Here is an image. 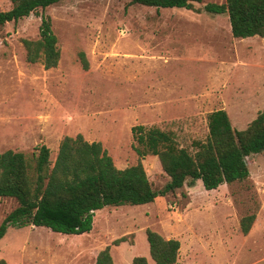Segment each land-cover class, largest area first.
<instances>
[{
	"label": "rangeland",
	"instance_id": "obj_1",
	"mask_svg": "<svg viewBox=\"0 0 264 264\" xmlns=\"http://www.w3.org/2000/svg\"><path fill=\"white\" fill-rule=\"evenodd\" d=\"M224 1L195 2V12L129 0H60L0 26V151L29 154L44 144L53 163L60 139L80 133L100 142L118 168L140 162L152 187L161 189L168 176L156 155H137L132 126L172 131L192 152L194 140H205L209 112L224 109L231 126L244 129L264 108V37H233L226 13L203 9ZM10 6L0 0V11ZM42 13L60 50L48 69L27 62L21 42L38 37ZM248 169L245 180L216 189L196 180L148 203L106 206L94 212L88 233L8 227L0 258L93 264L110 245L116 264H132L138 255L155 264L145 236L150 228L179 240L175 264H264V151L249 156ZM16 205L13 197H0V222ZM254 211L243 234L239 221Z\"/></svg>",
	"mask_w": 264,
	"mask_h": 264
},
{
	"label": "trees",
	"instance_id": "obj_2",
	"mask_svg": "<svg viewBox=\"0 0 264 264\" xmlns=\"http://www.w3.org/2000/svg\"><path fill=\"white\" fill-rule=\"evenodd\" d=\"M60 0H10L11 6L0 11V26L7 22L36 14ZM202 0H129L130 3L155 8H184L198 12L195 2ZM203 9L210 13L228 15L233 37H264V0H225L207 3ZM25 59L40 62L45 69L55 67L60 58L57 36L49 15H40L38 37L21 39ZM83 68L87 60L78 52ZM205 140H194L190 152L177 143L172 131L158 126L134 125L131 134L133 148L139 157L156 155L161 169L168 176L165 185L152 187L140 162L124 168L114 165L112 158L98 141H87L82 134L65 135L58 144L53 163L49 148L36 145L29 154L13 149L0 151V197H13L16 207L0 222V239L8 227L42 226L56 233L79 235L88 233L94 212L106 206L140 205L164 196L184 184L199 180L205 190L216 189L224 183L243 181L249 176V156L264 151V108L244 129H234L224 109L207 114ZM257 209V208H256ZM256 217L250 213L239 224L247 234ZM149 255L155 264H175L180 242L145 229ZM119 237L112 241L118 245ZM132 264H148L145 256H134ZM0 264H9L0 258ZM93 264H116L110 245L101 249Z\"/></svg>",
	"mask_w": 264,
	"mask_h": 264
}]
</instances>
